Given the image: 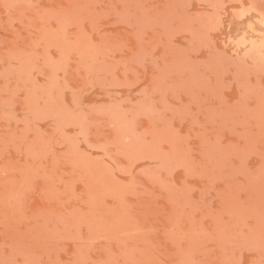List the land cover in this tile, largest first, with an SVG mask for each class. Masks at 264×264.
I'll return each instance as SVG.
<instances>
[{
    "label": "rangeland",
    "instance_id": "1",
    "mask_svg": "<svg viewBox=\"0 0 264 264\" xmlns=\"http://www.w3.org/2000/svg\"><path fill=\"white\" fill-rule=\"evenodd\" d=\"M0 264H264V0H0Z\"/></svg>",
    "mask_w": 264,
    "mask_h": 264
}]
</instances>
